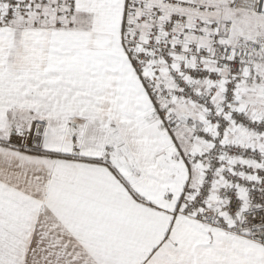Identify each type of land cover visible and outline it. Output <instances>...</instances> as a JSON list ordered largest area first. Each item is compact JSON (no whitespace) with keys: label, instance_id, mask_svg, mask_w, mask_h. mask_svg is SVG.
<instances>
[{"label":"snow or ice","instance_id":"obj_1","mask_svg":"<svg viewBox=\"0 0 264 264\" xmlns=\"http://www.w3.org/2000/svg\"><path fill=\"white\" fill-rule=\"evenodd\" d=\"M0 264H264V0H0Z\"/></svg>","mask_w":264,"mask_h":264}]
</instances>
